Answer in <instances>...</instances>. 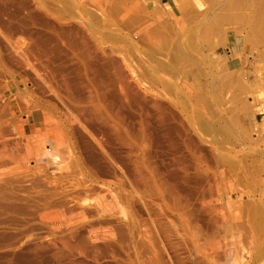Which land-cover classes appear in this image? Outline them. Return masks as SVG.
Segmentation results:
<instances>
[{
    "label": "rangeland",
    "instance_id": "obj_1",
    "mask_svg": "<svg viewBox=\"0 0 264 264\" xmlns=\"http://www.w3.org/2000/svg\"><path fill=\"white\" fill-rule=\"evenodd\" d=\"M262 14L0 0V264H264Z\"/></svg>",
    "mask_w": 264,
    "mask_h": 264
},
{
    "label": "bare ground",
    "instance_id": "obj_2",
    "mask_svg": "<svg viewBox=\"0 0 264 264\" xmlns=\"http://www.w3.org/2000/svg\"><path fill=\"white\" fill-rule=\"evenodd\" d=\"M260 5H261V4H260ZM230 6H231V5H230ZM144 12H145V10H144ZM262 15H263V14H262ZM263 16H264V15H263ZM259 17H260V16H259ZM261 18H262V17H261ZM143 19H144V18H143ZM262 20H263V19H262ZM259 21H261V20H259ZM262 23H264V22H262ZM261 25H262V24H261ZM261 25H258V26H261ZM263 25H264V24H263ZM147 26H148V25H147ZM262 28H263V27H262ZM262 28H261V29H262ZM256 29H257V28H256ZM261 29H260V27H259V30H261ZM254 30H255V29H254ZM257 30H258V29H257ZM259 30H258V31H259ZM262 30H263V29H262ZM168 37H169V36H168ZM190 37H191V36H190ZM188 40H189V39H188Z\"/></svg>",
    "mask_w": 264,
    "mask_h": 264
}]
</instances>
